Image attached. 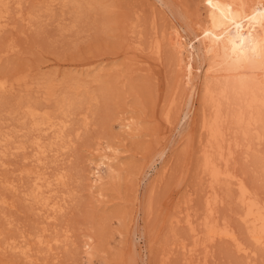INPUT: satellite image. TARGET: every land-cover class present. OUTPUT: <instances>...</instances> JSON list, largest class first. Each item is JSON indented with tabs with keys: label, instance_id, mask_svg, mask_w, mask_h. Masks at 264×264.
<instances>
[{
	"label": "rangeland",
	"instance_id": "1",
	"mask_svg": "<svg viewBox=\"0 0 264 264\" xmlns=\"http://www.w3.org/2000/svg\"><path fill=\"white\" fill-rule=\"evenodd\" d=\"M101 1L113 5L109 20L105 18L109 24L96 11L82 13L76 22L63 0L4 2L0 77L9 86L0 91V137L10 135L12 144L8 149L0 142V264H264L261 249L250 258L229 239L209 242L203 234L197 240L190 233L189 220L201 227L206 196L212 192L201 167L207 140L202 91L213 61L207 40L212 26L208 1ZM196 49L200 58L193 54ZM49 77L57 83L82 81L99 98L88 103L81 93L83 104L67 118L62 144L68 146L61 148L59 141L37 160L32 141L40 136L48 144L54 133L33 134L13 108L18 100L29 99L48 107L54 119L64 118L54 100L42 99ZM105 87L107 94L100 96ZM64 88L59 86V95ZM125 118L138 122V135L123 131ZM229 138L224 152L230 156L228 168L264 203L259 162L264 160V140L257 146L253 135L249 140ZM22 144L27 148L15 149ZM107 144L121 150L123 179L120 174L119 181L105 185V197L99 198L89 171L98 149L107 152ZM102 168L107 175V165ZM43 173L53 188L44 193L52 192V204L64 205L58 214L27 197L36 175ZM60 173L66 176L64 184L55 182ZM237 187L219 186L217 216L253 248L240 220ZM52 213L54 217H48ZM89 236H95L99 246L94 261L85 252ZM38 237L45 238L44 243ZM18 241L24 252V244L31 250L22 253Z\"/></svg>",
	"mask_w": 264,
	"mask_h": 264
},
{
	"label": "bare ground",
	"instance_id": "2",
	"mask_svg": "<svg viewBox=\"0 0 264 264\" xmlns=\"http://www.w3.org/2000/svg\"><path fill=\"white\" fill-rule=\"evenodd\" d=\"M207 1L212 24L207 32V40L210 45L209 51H212L211 58L213 61L209 63L208 69L206 70L205 75L207 79L204 82L202 91V100L204 102L202 129L207 134V140L203 151L201 167L203 174L208 176L211 181L210 190L212 192L206 196L207 214L201 223V227L197 228L189 220L190 230L192 231L190 233L196 239H200V236L203 234L202 236H204L205 241L209 242H214L213 240L217 238L229 239V241L231 240L230 242H233L232 244L236 245L234 246L239 252L243 251L246 256L252 258L257 255L259 249L264 251V203L255 195L246 181L240 180L228 168L230 156L225 155L224 152L227 144H231L229 135H241L244 139L248 140L253 135L254 139L252 140H256L255 145L257 146H260L264 140V0ZM4 2L5 0H0V21L7 15L6 11L3 10L7 2L6 4ZM104 2L101 0H67V2L63 0L64 6L71 7L76 22L82 13L89 14L91 11H96L102 14L104 23L109 24L110 21H107L109 20V16L107 15L113 5ZM156 47L157 51L160 52L162 47L160 45ZM140 49H142L141 46ZM193 54L195 57H201V51L198 49ZM72 79L57 83L53 78L49 77L46 79L43 88L44 93L41 92L45 94H42L44 96L43 98L41 97L42 99L50 102L51 100L55 101L56 109L62 112L64 118L54 119L48 107H42L39 103L34 104L29 99L18 100L13 108L14 113L18 112L20 117L27 121L28 126L26 127L33 134L38 131L45 133L49 130H52L51 132L54 133V141H50L48 144H45L40 136H37L32 141V145L36 150L37 160L44 159L43 157L59 141H61V144H59L61 148L68 146L62 144L65 143L63 139H65V131L68 127L69 119L67 120V118L75 114V109L80 106V94L83 93L84 100H88V103L99 98L98 95L92 94L86 88L85 84L83 85L84 82L82 83V81ZM64 85L66 91L61 96L58 94V88ZM8 86L7 81L0 77V91L7 89ZM83 86L86 89H83ZM101 91L99 92L102 94L99 95L104 97L108 90L105 87ZM81 103L83 104V102ZM186 115L187 113L183 115V120L186 118ZM137 123V121H133L131 118H125L121 122L120 127H122L125 133L133 136L139 130L136 127ZM9 136L5 135L2 136L3 138L0 137L3 139H0L1 144L2 141L4 142L2 146L5 144L4 146L7 145V148L9 146L11 147V137ZM108 146L106 149L107 152H100L101 148L100 150L98 149L99 153H97V156L93 160L92 156L90 157L93 162V167L89 171L91 174L88 177L93 189H98L96 191L94 190L95 192L93 193H96L99 198L105 197L103 192L105 185L115 179L119 181L117 178H119L123 167L118 162V160L120 161L121 150L112 147L111 144ZM246 147L248 150L252 149V143H247ZM25 148H27L25 144L15 147V149ZM259 162L264 169V160ZM102 164L105 167L107 165V175L102 173V167H104ZM28 173L30 172L28 171ZM45 175L44 173L36 175L35 182L30 187L27 197L33 203H40L41 205L47 206L52 212L62 211L64 209L62 203L61 205L59 202L53 201V204L51 203L52 201L50 202L52 198L50 194L52 192L50 194L44 193L45 190L53 189L52 182ZM120 177L122 180L123 175L121 174ZM65 179L66 176L60 173L55 178V182L60 181L62 184L66 181ZM234 183L237 184L239 192L238 202L241 205L240 220L246 228V235L251 240L254 246L253 248L244 242L239 232L228 221H220L217 216L216 206L222 201L218 192L219 186L225 184L230 188V185ZM47 207H43L42 209H46ZM48 217H54V214L52 213ZM38 236L40 237V235ZM176 236L177 233L174 232V237ZM44 240L43 238H39V243H44ZM22 242H20V246L18 244L19 241L17 242L19 248H21ZM47 242L46 244H49L48 240ZM17 244L14 247L15 250L18 248H16ZM25 245L27 246V244L23 245L24 249H26L25 252L22 250L23 248L20 251L26 254V251L28 249L30 251L31 248L30 246L25 248ZM84 246L86 248H84L86 255L91 261H94V258H97L100 252L98 243L95 242V236H89L85 240Z\"/></svg>",
	"mask_w": 264,
	"mask_h": 264
}]
</instances>
